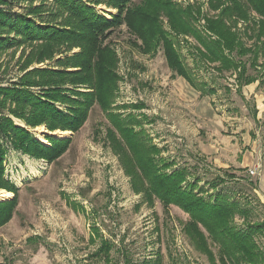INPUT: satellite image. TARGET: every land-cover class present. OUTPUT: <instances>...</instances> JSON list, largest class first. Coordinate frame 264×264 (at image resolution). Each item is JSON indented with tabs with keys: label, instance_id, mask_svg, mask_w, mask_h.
I'll list each match as a JSON object with an SVG mask.
<instances>
[{
	"label": "rangeland",
	"instance_id": "1",
	"mask_svg": "<svg viewBox=\"0 0 264 264\" xmlns=\"http://www.w3.org/2000/svg\"><path fill=\"white\" fill-rule=\"evenodd\" d=\"M169 1L173 8L195 12L190 31L182 33L172 29L166 9H154L177 61L169 63L163 44L146 52L138 35L124 24L115 25L99 42L101 47L92 51L96 63L98 50L106 49L103 59L114 74L112 83L89 97L95 101L83 127L51 132L41 124L31 130L47 146L53 145L47 135L64 140L60 155L52 161L16 150L5 155L3 180L19 192L2 199L17 196L12 219L0 228V264H153L158 250L163 264H214L205 248L198 251L197 239L185 234L186 213L139 193L148 185L131 178L138 166L122 141L126 129L151 149L150 154L157 150L151 161L166 174L190 176L187 182L199 178L195 191L205 196L213 192L211 183L217 182L219 190L237 194L258 219H264V201L254 190L264 177V85L242 88L239 77L264 74V55L256 54L264 40V32L258 33L261 20L255 13L235 17L229 9L223 15L229 26L225 32L214 27L222 10L212 8L215 0ZM133 2V8L145 4ZM97 10L110 20L117 14L104 5ZM51 18L60 25L62 19L72 21L64 13ZM58 39L1 49L0 80L16 81L34 69L82 71L77 60L67 65L82 49L65 37ZM182 69L210 96H201L177 76ZM48 76L37 80H52ZM236 76L240 88L231 81ZM70 79L55 80L66 84ZM105 96L107 106H103ZM15 122L26 126L19 119ZM250 136L246 147L253 154L246 153L244 146ZM247 156L249 168L259 160L258 177L251 176L249 168L235 172L233 167H219ZM256 239L264 246L261 237ZM206 245L215 251L211 240Z\"/></svg>",
	"mask_w": 264,
	"mask_h": 264
},
{
	"label": "trees",
	"instance_id": "2",
	"mask_svg": "<svg viewBox=\"0 0 264 264\" xmlns=\"http://www.w3.org/2000/svg\"><path fill=\"white\" fill-rule=\"evenodd\" d=\"M144 1L145 4L133 8V0H0V50L26 43L54 42L59 37H65L67 43L82 49L80 54L67 61L68 65L70 61L77 60L76 67L82 70L80 72L64 74L53 69H34L16 81L0 80V189L19 192L18 187L3 180L5 155L12 150L50 161L64 150L60 147V142L64 140L47 135L46 139L53 144L47 146L38 141L32 129L43 124L51 132L59 129L76 132L83 127L95 101L89 100V97L95 90L100 91L112 83L114 74L103 59L106 49L98 50L99 59L96 63L95 52L92 51L101 47L99 42L104 37L107 38L115 25L124 24L138 35L142 46H147L146 52L154 51L158 45L163 44L169 63L177 61V54L164 41L165 33L158 27L154 9L159 6L166 9L172 29L182 33L190 31V16L195 12L190 8H173L169 0ZM244 4L246 7H243ZM101 5L116 10L117 14H113L110 20L97 10ZM212 8H222L221 18L215 21L216 28H225V32L229 29L224 24L223 15L230 9L231 12L235 11V17L247 18L255 13L261 20L257 24L261 28L258 33L264 32V0H215ZM63 13L72 21L62 19L60 23L63 25L55 24L51 17L58 14L61 16ZM259 53L264 55V40L256 51V54ZM105 55L108 56V53ZM178 73L176 75L183 77L201 95L210 96L203 86L204 89L199 88L197 81L185 69ZM47 74L52 80H37ZM64 76L71 77L70 82L67 85L57 84L55 79ZM239 77L244 84H248L258 77L263 78L264 74H240ZM106 96L103 106H107ZM15 119L23 121L28 128L16 123ZM122 139L128 149H131L129 155L138 166L131 178L135 183L145 182L148 185L147 189L140 190L139 193L146 196L147 200L156 198L161 200L164 207L175 205L186 213L188 220L184 224V231L187 236L197 239L199 252L205 248L207 256L215 259L214 264H264V246L256 239L259 236L264 240V219H258L253 208L240 202L237 194L219 190L217 182L211 183L210 190L213 192L208 196L196 192L195 186L200 183L199 178L187 182L190 176L166 174L151 161L157 150L150 154L151 149L142 145L127 129L123 130ZM254 189H257L256 186ZM15 197L0 201V228L8 224L14 215L17 196ZM237 219L241 220L240 224L236 223ZM208 240L213 242L215 251L206 248ZM159 253L160 250L155 253L153 264H163V256Z\"/></svg>",
	"mask_w": 264,
	"mask_h": 264
},
{
	"label": "crops",
	"instance_id": "3",
	"mask_svg": "<svg viewBox=\"0 0 264 264\" xmlns=\"http://www.w3.org/2000/svg\"><path fill=\"white\" fill-rule=\"evenodd\" d=\"M178 76V75H177ZM180 78H181V76H179ZM182 79H184L183 77H182ZM236 79H238V76H236L235 78H231V81H233V82H236V87L237 88H240V85L237 83V81H236ZM185 80V79H184ZM186 81V80H185ZM187 82V81H186ZM188 83V82H187ZM188 85H190L189 83H188ZM264 85V77L263 78H261V77H258L255 81H253V82H251V83H248V84H244L243 86H242V88L243 87H247V88H249V87H254L253 89H256V87L257 88H259V87H262ZM190 87H192L191 85H190ZM193 88V87H192ZM241 88V89H242ZM194 89V88H193ZM194 90H196V89H194ZM201 96H203V95H201ZM232 139H234L235 137H231ZM250 138H251V136L249 137V139H247V142L244 144V146L246 147V146H248L249 147V145H250V143H251V140H250ZM203 145H205V143H203ZM201 147V146H200ZM248 147H246V153H249V154H253V151H248ZM201 149H202V151H203V153H205L204 155H209L208 154V152H209V150H205L204 148H202L201 147ZM209 149V148H208ZM212 149V148H211ZM240 153H242V151L240 152ZM240 157V156H239ZM237 159H238V156H237ZM248 160H249V156H247V160L246 159H243V160H241V161H235L234 163H231V165H229V164H223V163H221V164H219V167H221V168H227V169H230V168H234V170H235V172L236 171H242V170H247L248 168H249V162H248ZM214 161L215 162H217V160L216 159H214ZM253 167L252 168H249V170H251V169H254V168H256L257 166H260V163H259V160H257V161H254V163H253ZM259 176V175H258ZM258 176H256V177H258ZM255 190V192H256V194L259 196V198H261L262 199V201H264V177H261V179H260V182H259V187H257V189H254Z\"/></svg>",
	"mask_w": 264,
	"mask_h": 264
},
{
	"label": "bare ground",
	"instance_id": "4",
	"mask_svg": "<svg viewBox=\"0 0 264 264\" xmlns=\"http://www.w3.org/2000/svg\"><path fill=\"white\" fill-rule=\"evenodd\" d=\"M36 131H38V132H40V134L42 133V132H44L42 129H40V128H37V130ZM63 134H65V133H63ZM39 138H41V140H44L41 136H38ZM45 141V140H44ZM10 197H12V194L11 193H9V192H7V191H1L0 192V199H8V198H10Z\"/></svg>",
	"mask_w": 264,
	"mask_h": 264
},
{
	"label": "built area",
	"instance_id": "5",
	"mask_svg": "<svg viewBox=\"0 0 264 264\" xmlns=\"http://www.w3.org/2000/svg\"><path fill=\"white\" fill-rule=\"evenodd\" d=\"M260 169L261 167L257 166L256 168L249 170V173L251 176H258L260 175Z\"/></svg>",
	"mask_w": 264,
	"mask_h": 264
},
{
	"label": "water",
	"instance_id": "6",
	"mask_svg": "<svg viewBox=\"0 0 264 264\" xmlns=\"http://www.w3.org/2000/svg\"><path fill=\"white\" fill-rule=\"evenodd\" d=\"M0 200H2V199H0Z\"/></svg>",
	"mask_w": 264,
	"mask_h": 264
}]
</instances>
